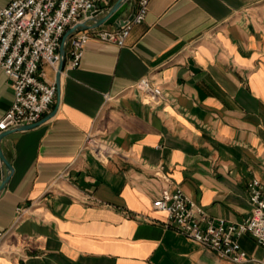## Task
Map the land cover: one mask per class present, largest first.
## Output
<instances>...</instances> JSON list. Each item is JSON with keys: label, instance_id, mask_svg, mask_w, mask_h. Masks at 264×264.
I'll use <instances>...</instances> for the list:
<instances>
[{"label": "crops", "instance_id": "0c3cea01", "mask_svg": "<svg viewBox=\"0 0 264 264\" xmlns=\"http://www.w3.org/2000/svg\"><path fill=\"white\" fill-rule=\"evenodd\" d=\"M135 9L128 0L121 20ZM70 38L49 111L31 129L0 131L12 168L0 264H234L169 226L153 201L169 186L214 222L251 215L248 184L264 186V0H151L124 46L92 38L77 67ZM42 71L56 83L58 70ZM144 77L163 89L157 104L134 87ZM13 100L0 70V120ZM89 136L121 155L97 159ZM8 172L0 159V185ZM239 243L249 259L238 264L264 263L252 236Z\"/></svg>", "mask_w": 264, "mask_h": 264}, {"label": "built area", "instance_id": "2783aa9c", "mask_svg": "<svg viewBox=\"0 0 264 264\" xmlns=\"http://www.w3.org/2000/svg\"><path fill=\"white\" fill-rule=\"evenodd\" d=\"M102 0H11L0 6V70L4 71L14 89L11 108L0 120V131L39 122L54 103L58 87L44 80L43 65L58 70L59 49L66 31L104 12ZM151 0H136L133 18L123 26H103L75 32L70 38L67 58L77 67L87 42L98 39L124 46L132 28L144 22ZM90 13V15H88ZM134 87L144 103L154 105L164 98L161 86L149 78L137 80ZM85 150L107 162L121 153L111 145L89 136ZM156 175L164 177L158 170ZM251 215L240 223L223 218L209 219L203 206L188 197L180 188L164 187L153 201L156 210L167 214V224L188 238L214 251L222 260L234 264L248 261L239 237L252 236L264 248V186L258 179L248 184ZM21 216L22 208L17 209ZM6 233L0 230V254ZM264 264V263H263Z\"/></svg>", "mask_w": 264, "mask_h": 264}, {"label": "water", "instance_id": "95a60500", "mask_svg": "<svg viewBox=\"0 0 264 264\" xmlns=\"http://www.w3.org/2000/svg\"><path fill=\"white\" fill-rule=\"evenodd\" d=\"M127 7H128V0H118L107 11H104L100 14H93V17L90 20L83 22V23H80V24H77V25L69 28L66 31V33L64 34V36L62 38L61 46L59 49L60 50V64L58 67V75H57V80H56L57 85H59L60 74L64 68L65 57H66V47H67V42H68L70 36H72L77 31L88 29V28L99 27L102 25L123 26L127 21L131 20L133 18V15H134V14H132V16H130V18H128L127 20L126 19L121 20L120 17L125 12ZM88 15H90V13ZM38 123L39 122H37L35 124H31V125L20 126L18 129H20V130L31 129V128L37 126ZM2 137L3 136L1 135L0 140ZM0 159L9 171L7 174H5L3 181L0 185V191H1L5 187V184L7 183L8 179H9V173H11L12 168H11V165L9 164V162L4 157V155L1 151V148H0Z\"/></svg>", "mask_w": 264, "mask_h": 264}]
</instances>
